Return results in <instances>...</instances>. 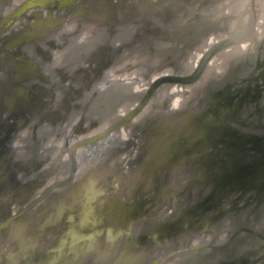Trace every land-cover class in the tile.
<instances>
[{
  "label": "water",
  "instance_id": "95a60500",
  "mask_svg": "<svg viewBox=\"0 0 264 264\" xmlns=\"http://www.w3.org/2000/svg\"><path fill=\"white\" fill-rule=\"evenodd\" d=\"M20 1L0 0V38L2 39L0 41V54L5 53L8 55V53H11L10 60L12 62L14 60L16 62H14V65H17L14 72L10 73L9 79V81L13 79L12 82H16V84L11 91H3V99L0 100V112L15 110L17 114L12 116L8 120L9 122L0 120V131L5 127L9 128L11 125L23 126L21 120L25 122L28 117L19 114L20 106L24 105L30 108V105L26 104L31 100L30 97L33 99L30 102L34 104L31 111L32 115L44 116L45 113L53 110L57 111L60 108L57 102L49 103L48 100L45 102L50 93L55 92V86L52 83L54 77L50 73L51 70H45L46 66L43 68V62L31 55L30 49L37 51V48L42 46L43 49L50 50V47L57 43L56 41H61L62 36L57 35L58 24L61 21L59 18L64 16V11L68 10L71 0H61L58 1L59 4L51 3L56 0H28L26 5H22L17 13H13L10 8H14V2L18 3ZM90 1H93L94 5L96 2H100V4L97 8L93 4H90L92 6H83L84 2L81 0L82 5L80 8L82 9L81 11L77 10L79 20L90 18L95 21L101 19V23L105 27L106 22H108L106 21L107 18L108 20L110 18L109 15L106 16L109 5H106L107 13H102L106 16L104 18H100L101 13L97 9L105 7L104 5L110 1L115 8L113 14H116L117 10L120 9L117 0ZM27 6L39 9L33 11L34 15L31 14L30 17L26 18L27 20L22 23L23 26L20 31L13 30L11 33L7 32V36H5V30L14 23L15 18L20 15L21 11H25ZM199 9L186 12L190 13V16H186L183 23L189 20L192 21L193 25L198 28L193 30L199 31L198 33L201 36L207 35L206 32L201 30V28L204 29L203 22L212 24L214 27L221 26L215 19L214 12L204 13L201 9L198 11ZM44 11L45 14L47 13L44 16L45 18L35 14ZM60 12H62V15L59 14ZM48 17L51 19L49 23L46 19ZM57 17L59 18L57 19ZM101 23L99 25L102 27ZM227 24L221 30L226 29ZM187 36L183 35L182 37L187 39ZM190 37L192 38V36ZM261 39L263 40L264 37H261ZM240 40L238 39L235 43H239ZM231 42L234 41L229 36L212 41L202 54L201 61L206 62L209 57L216 56L220 51L229 47ZM88 44L92 46L93 42ZM88 44L86 43V45ZM107 45L106 38L104 42L98 43L93 51H89L85 58L82 55L81 60L87 65L83 64V67H79L81 68L79 70L82 71L86 68L85 70L90 71L91 66L88 63L93 62L95 52H100L99 49H106ZM174 47V45L171 48L167 47V51L171 53ZM261 49L255 60L243 57L249 54V51H245V53L234 59L237 64L239 62L250 64L251 60L254 61L249 66L250 71L235 69L228 77L213 86L214 89L211 93H214L220 87L218 92L221 94L218 100L210 98L205 104L201 106L194 105L192 108L190 104L185 102L182 105L184 107L180 106L181 108H178V110L172 109L173 112L166 113H163L161 108L158 107L159 109L156 112L158 115L157 121L155 120L153 127H143L138 132L142 133L144 129V131L150 129V135L158 138V145L150 147L149 154H146L144 161L137 165L138 167L135 166L131 170L128 166H124L130 158L133 147L136 145H132L130 149H128L130 145H123L124 143L119 141V144L116 145H104V148H107L105 154L101 155V159L99 158L97 164L95 163L93 168L90 169V173L95 174L93 175V182L82 187L79 186V190H76L77 193L75 191L71 192L84 197L93 191L96 198L84 199L85 201L77 207L68 201L69 196L66 199L62 198L63 201L58 198V201H55L54 204L46 201V199L49 200V197H61L64 191L72 189L74 185V179L67 185L66 181H70L73 176L75 178L76 170L71 169L67 175L61 173V169H65V163L63 164L60 161L68 158L66 156L62 157V152L65 151L63 147L57 148L58 153L53 156L48 167L43 169V163L49 157L50 148H44V145L37 144L10 145L11 148L9 145L7 147L5 145L7 154L0 153V264H142L143 259L150 256L157 258L155 264H163L170 256H177L181 253L182 256L175 264H264V224L261 222L264 216V156L249 167L243 170L237 167L233 171L234 173H231L230 169L234 168L235 160L233 156L225 155L226 167L216 172L215 179H210L212 177L211 173L214 171L212 167L218 159L208 151L209 146L217 143L216 139L223 137L225 131L230 130L231 126L225 121L228 118L226 114L234 115L229 105L233 104L235 99L241 95V91L245 89L246 84L243 79L250 76L253 81H256L252 100L256 101L263 92L264 57ZM155 54L156 51L147 54L149 56L144 62L145 67L139 61L136 63L140 65L138 68L136 67L138 69L137 73H140L141 78L144 77L143 80L147 82V87L139 100L138 106L125 117L110 123L111 125L95 133L92 139H90L91 137L88 138L89 141H96L106 132L119 129L120 126L130 121L134 114L142 109L145 104L152 101L150 100L151 96L160 85L165 84L169 88L173 84L186 85L191 84L197 78L199 71L195 70L190 73L193 68L175 73L177 70L168 61V64L164 67L160 66L158 64L159 59H151ZM100 55L96 54L98 56L97 62ZM153 60L154 62L151 63ZM117 62L110 68L118 72V77L115 80L132 81L130 76L133 73L131 68H134V64L131 67L127 65L120 70L119 65H116ZM205 62L203 66L207 64ZM211 62H213L212 59ZM28 64H34V66L27 67ZM107 69L105 68L104 71L107 72ZM258 70H260L259 76L256 74L257 76L253 77ZM33 71L35 73L34 79L40 77L42 71H44L47 75L45 78L49 77L47 79L48 83L44 82L42 84L41 81L39 84L36 82H30V85L23 84L26 74L29 76ZM6 82L7 80L0 79L2 89L5 88ZM103 84L106 86L112 85L109 82ZM167 90V95L162 102L163 105L167 104L173 97L169 89ZM44 94L46 95L44 96ZM246 94L249 96L247 90ZM244 96L242 99L245 98ZM41 100H44V103ZM59 111L62 112L61 109ZM181 114V118L177 117ZM1 117L0 113V119ZM40 119L42 120V117ZM233 123L247 130L244 135L242 134L239 142V145L242 146L249 140L253 132H257L254 130L262 126L257 123L256 126L248 125L246 127L243 122H237L236 120ZM31 126L28 125V128ZM166 126H171V129L168 130ZM234 131L235 129L230 132L227 138L228 145H233V142L237 141L234 137L236 131ZM86 139H83L82 143L88 140ZM76 147L77 145H72L68 150V154L73 155ZM196 152L199 153L196 154ZM126 154L128 155L124 156ZM194 154H196V157L201 155L200 157L207 159V162L209 160V162L203 164V167L199 166L198 162L194 160L196 158H191ZM113 157L117 158L114 162L111 160ZM120 157L124 160L117 170L115 168ZM70 162L72 165L75 163L72 156ZM189 164H192V166ZM16 167V170L19 169V171L14 170ZM113 168L117 170L116 174L110 176V170L112 171ZM58 173L59 175H57ZM186 180L188 184L193 183L201 188L206 187L205 185L210 182L209 194L205 193V195L197 196V199L194 198L187 206L180 208L177 222L167 221V219H164V215L161 219L157 218L159 223L162 222V224L150 225L151 221L155 219V216L151 219L148 216L150 207L154 209L152 215H156L158 208H160V206H156V202L171 196L173 189L179 185L181 186V183ZM236 187H239V195L233 198L230 203L231 206L222 205V201L229 197ZM47 193L49 194L47 195ZM241 201H244L241 206L253 204L252 211L256 212L257 208L261 210L262 215L259 216L260 210L257 211V219L254 221L257 222L256 225H251L248 222L241 223L236 227L234 234L228 236L222 243L215 239L208 242L207 238L213 237L212 234H217L216 232L221 229L230 232L231 223H228L229 228L225 220L229 219L227 215L230 212L240 209L239 203ZM82 204L86 209L78 215L77 209ZM218 206L223 208L216 214L214 209ZM155 207L157 208L155 209ZM75 212H77V216H74ZM216 217L218 218L215 219ZM179 223L181 225L177 226ZM208 224H211L214 229L212 228L213 231L209 235L206 234L208 237H205V231L200 232L198 227L206 228ZM182 230V238H186L187 241L181 244L176 243V247L174 246L169 251L157 249L158 244L154 240L163 242L165 238L171 236L177 240L175 236ZM226 231L223 234H226ZM236 234H239V238L232 243V246L230 243ZM198 235H202L204 237L202 240L206 241L196 243L195 240L198 239ZM201 243L204 245L200 246ZM244 243H247L246 247L243 246Z\"/></svg>",
  "mask_w": 264,
  "mask_h": 264
},
{
  "label": "rangeland",
  "instance_id": "374dc122",
  "mask_svg": "<svg viewBox=\"0 0 264 264\" xmlns=\"http://www.w3.org/2000/svg\"><path fill=\"white\" fill-rule=\"evenodd\" d=\"M24 1L25 0H21L18 3V5L15 6V8H13V9L10 8V10H12V12H15L17 10V7L19 6V4H21ZM97 1L102 2L103 0H97ZM126 1L129 2L130 0H126ZM217 1L218 0H213V3H218ZM228 1L226 2V7L224 9H222L223 11L222 10L218 11L220 13H223L222 16L216 15L218 12L214 13L216 15L217 22H219L221 24V26L218 25V27H216V26L214 27V25L212 26V24H207L205 22L202 23V24H204V29L201 28V30L203 32L207 33L206 36H210L212 34L216 35V34H219L220 32L222 33L223 31L225 32L226 29L228 28V26H229L228 31H230V29H231V22L230 21H231L232 16L230 15L231 12H229V10H227V9H229L230 6H232V5L234 6L237 4H241L242 7L240 9H243L244 11L247 9V11H249V12L251 10L250 6H252L253 9H255V13H256L254 15L256 24L258 23V20L260 18L259 16L263 15V13H264L263 12L261 14V9H260L259 16H258V9L256 10V0H246V2H248L247 4H246V2L243 3L245 0H231L229 2ZM188 2L189 3L192 2V4L188 5ZM188 2L187 1L183 2L182 5L179 6L180 10H182L183 8H193L194 6H196L197 8H200L203 5L208 4L210 2V0H203V2H199L197 0H189ZM99 4H100V2L99 3L96 2L95 5L93 3V6L95 8H97V6ZM119 4H120V2H119ZM136 4H137V2H136ZM46 5L48 6V4H46ZM106 5L108 6L109 2L104 5L105 7H102L101 9H97V11L99 13H101L100 18H104V17L108 16V14L106 16H104L102 14L104 12L107 13V8H106L107 6ZM41 8H43V7H41ZM37 9H39V8L32 7V8L25 9V11H21L20 15L15 18L14 23L7 30H5V36H7V32L11 33V32H13V30L20 31V29L22 27V23H25L27 20L26 19L27 16L30 13H32L34 10H37ZM224 10H227L226 13H224ZM198 11H200V9ZM226 15H228V16L226 17ZM95 19H97V18H95ZM80 20L77 19V17H76V21H72L69 24H67L66 28L71 29L70 30L71 32L68 31V33L75 32V35H76L80 31H82L83 27H81V26L86 27L88 24H90V21L86 20V22L84 21L80 25V29H79L77 27H79L78 25L81 23ZM106 21H108V18ZM226 23H228L226 26V29L221 30L226 25ZM213 24H215V23H213ZM18 25H20V26H18ZM133 26H134L133 22H132V20H130L129 23L127 24V27H128L127 29L134 30ZM259 26H262L261 27L262 35L260 36V39L257 40L256 44L253 47L255 50L251 49V48L246 49V51H249L248 52L249 54L243 56L245 59L250 58V59L255 60L257 58V54L260 51L261 47H263V49H261V51H262V55L264 57V39L263 40L261 39V37L262 38L264 37V33H263L264 32V24L256 25L257 28ZM196 27L197 26L193 25V22L189 20L185 23H182L181 27H179L176 30L177 31L176 34L173 31L163 33L164 36H163V38L159 44L160 49L156 52L155 56L152 57L151 59H154V58L159 59L158 64L160 66H163V67L165 65H167L168 63H171L173 65V67L175 68V70H177V71H175V73L183 72V70H185L187 68H193L190 70V73L195 71V70L199 71L197 78L195 80H193L191 84H186L184 86L185 88L188 87V89H190L191 86H193V85L195 86V85L199 84V89L190 97H188V95L190 94L191 90L190 91L187 90L186 93H184L185 91H181V92L180 91H174V92L170 91L171 94H173L172 95L173 97H171L170 101L167 104L163 105L162 102L164 100V97H166V95H167L166 90L167 89L171 90V88H173V87L171 86L169 88L165 84L160 85L155 90L153 95L151 96L150 100H152V103L150 102L151 103L150 105H149V103L145 104V106L142 109H140L136 114H134L131 117L130 121H127V123L120 126L119 129L110 130L109 132H106L100 138H98L96 141L88 142V143H85L82 145L80 144L79 146H77L74 149L73 155L68 154V150L71 148V146L74 143L79 142V141L86 139V138L88 139L90 137H93V135L95 133L102 131L103 129H105L106 126L111 125L110 123H114L117 120H120L121 118L125 117L131 110L135 109L140 102L139 100L141 98L142 93L145 92V89L147 87V82L143 80L144 77L141 78L140 73L138 74L139 77L136 78L135 74H137L138 69L131 68V72L133 69V73H131V76H130L132 81H129V80H116V81H114L115 76L118 77L116 74V72H117L116 71V72H114V75H113L114 79L110 83L112 85H109V86L107 85L108 86L107 87L105 84H103V82L102 83L99 82L96 84L93 81V78L89 79L88 71H86L87 73H85L84 72L85 69L83 70V72H80V70H79L83 67V64H84V61L81 60V57L84 53V51H82V50L89 48L88 45H85L86 44L85 39H83L82 43H78L76 41L79 39L75 38L74 40H72L69 38L68 35H64L68 39L65 37L64 41H56L57 43L53 47H50V50L43 49L44 47H42V46H41V48L38 47L37 51L30 49L31 55L33 57L39 59L41 62H43V64H44L43 68H45V66L49 62V60L52 62L51 63L52 65H49V67H51V68H52V66L54 68L61 67V74L57 75V79L52 82L53 84L57 83V85H58V82H60V81H62V82H66V81L69 82L70 81V87H76L77 90H75L73 96L72 95L67 96L68 94L63 96V94H62L63 100H64V102H66V108L63 109L64 111H66L65 114L61 115L62 113H59L60 114L59 118L57 117L56 119H54V118L51 119L52 123H50L49 125H45V126L43 125V123L46 122V121L44 122V120H47L49 116L45 115L46 119H44V120H43L44 116H40V117H42V120L39 118L34 119L33 121L30 122V123H33L31 127L23 128L25 124L23 125V127H20V129H18L19 130L18 133H20V132L21 133L20 134L16 133L17 136L23 135L24 136L23 138L30 141V144L32 142H34V143L36 142V143L43 144L44 148H46V147L50 148V150H49L50 153L49 154L47 153L49 157L46 159L47 161L45 163H43L44 164L43 169H46L49 165V162H52L53 156H55L56 153H58V151H59L57 148L63 147V149L65 151L62 152V157L64 158L66 156L68 158L60 161L63 164L65 163L64 164L65 169L62 168L61 173H64L65 175H67V173H69V171L71 169L76 170V172H80V170L81 171L83 170V172L81 174L82 176H80V178H83L84 177L83 175H85L84 172H86L87 169L89 170L90 167L92 169L93 165L95 163L97 164V161L99 160L100 156L105 154L107 148L106 147L104 148V145L107 146L109 144L108 141L110 142V139H111V143L117 142V144H119L118 143V141H119L121 143H124L123 145H130V147L128 149L132 148V145H136L135 147H133V151L131 152L130 158L128 159L127 163L124 165V166H128V168L131 170L134 169L133 167L141 164L144 161V157L146 156V154L147 153L149 154L150 147L152 145H158V143H157L158 138L154 137V135H150V132H151L150 129H147L146 131H144L145 130L144 129L142 131V133L141 132L138 133L140 128H143V127L144 128H151V127H153V125L155 124V120L158 116L156 114L157 110L159 109L158 107L161 108L163 113L173 112L172 109L178 110V108L184 107V106H181V107L176 106V101H175L176 96L180 97V98L184 97L183 98L184 102L186 101L187 104H190L191 108L194 107V105L201 106V105L205 104L210 98L214 99V100H218V97L221 94L220 92H218V89L220 87L218 89H216L214 91V93H211L212 90L214 89V87H213L214 85L221 82L225 77H228L230 75V73L235 69H238L240 71H250V69H251L249 66L251 65V63L254 60H251L250 64L249 63L247 64V62L246 63L245 62L244 63L239 62L237 64V61L235 62V60H234V59H236V57L234 55L231 58H229V63L226 66V68H222L221 70H219L220 68H216L215 64H213V70H211V74L208 77H206L204 80H202L203 77L206 76V70H207L208 66H210L211 59L214 56L209 57L206 62L204 61L207 64H205L203 66L204 62H203V60L201 61V58H200L202 51H199L201 48L199 44H200L201 40L205 37V34H204V36H201L200 33H198L199 31H197V30L194 31L193 29H198ZM256 27L254 28L255 29L254 31H255V33H259L260 28L256 29ZM67 29H66V31H67ZM130 32H133V31H130ZM96 34L99 35V33H96ZM181 35L182 36L188 35L187 39H184ZM226 35H228V34H226ZM180 36H181V38H179ZM190 36H192V38ZM90 37H92L91 40L89 38H86L88 42L93 41V36H90ZM178 38H179V40L177 41ZM1 40L2 39L0 38V41ZM241 40H243L241 42V44H242L245 40H248V39H241ZM69 41L73 42L69 46V47H71L70 49H68L66 51H64L63 49H61V50L56 49L60 43H62V42L68 43ZM83 42H85V43H83ZM74 44H75V47L73 46ZM173 45L175 47L173 48L171 53H169L167 51V47L171 48ZM75 48H79L78 50H79V53H81L80 55H76V53L73 52V49H75ZM0 50H1V47H0ZM66 52L67 53L72 52L71 54L73 56L70 54V56H71V58H70V56H68ZM11 55H12L11 53H8V55L5 53L0 54V79L5 80L7 78L6 84L11 82V80L9 81L10 76H11L10 73H13L14 69L16 68V66H13L15 61L13 60V62H12V60H10ZM62 56L65 57V59L61 58L59 60V58ZM67 57H69L70 59L66 61ZM131 60L132 59L127 60V63L129 64L130 67L133 64V62ZM129 61H131V62H129ZM167 61H168V63H167ZM243 61H245V60H243ZM153 62H154V60L151 63H153ZM80 63L81 64L83 63L81 68H79V66H77V65H80ZM196 63H198V64H196ZM217 63L219 65V67L222 65V60L220 57H219ZM229 64H230V66H229ZM84 65H87V64L85 63ZM123 67H125V65H122L120 67V70ZM133 67H135V66H133ZM234 67H236V68H234ZM254 69H256V68L254 67ZM93 71H95V70L93 69ZM201 71H202V74L200 75ZM256 74L259 76L260 70H258V72L255 73V75L253 77H256L257 76ZM84 77L86 79H89L88 84H86V85H84V79H83ZM113 77H111V79ZM138 79H139V81H138ZM243 80H244V83L246 84L244 86L245 89L243 91H241V95H239L235 99L233 104L229 105V108L231 106L230 109H232L234 115L226 114V117H228V118L225 121H226V123H228L231 126L230 130L225 131V134L223 137L216 139L217 145L216 144L211 145L208 148L209 149L208 151L210 153H212V156H216L218 159L217 163H215L212 167V169L214 171L211 173L212 177L210 179H213V178L215 179L214 175L216 174V172L217 171L219 172L221 168L226 167L225 155H231L234 157L235 166L233 169L232 168L230 169L231 173L233 171H235L237 167H239V169L241 168L242 170L245 169L246 167H249L253 163H256L258 159H260L261 157L264 156V87H263V92H261L260 96H258V99L255 101V100H252V95H254V89L256 86V81H253L250 76H249V78H246ZM29 81H33V80L29 79ZM77 83H78V85H77ZM233 85H235V84H233ZM263 86H264V84H263ZM56 87L57 86H55V89H56ZM65 87H67V86L65 85ZM181 90H183V88ZM246 90H247V93H249V96L246 94ZM3 91H6V90L0 88V100L3 99V95H2ZM50 94L51 95H49V97H51V98L47 99L48 102L49 103H54V102L56 103L57 102L56 99L58 98L59 93L58 92H56V93L52 92ZM185 95H186V97H185ZM243 96L245 97L244 99H242ZM249 97H251V98H249ZM52 113L54 114V112H52ZM181 116H182V114L178 115L177 117L181 118ZM36 120H40L38 125L35 124ZM235 120L237 122H243V125L245 124L246 127H248V125H250V126L255 125L256 126L257 123H258V125H262V126H259V128H256L254 131H257V132H253L252 136H250L249 140L246 143H244V145L242 146V145H239L240 144L239 142H240V139L242 138V134L244 135V132H247V130L245 128L239 127V125H234L233 121H235ZM232 123H233V125H231ZM5 128H7V127H5ZM5 128H3L2 131H0V153L1 152H3V153L7 152L6 147L8 145H6V147H5L4 144H6L9 141L8 139L11 137V136H9L10 134L8 133V129H5ZM166 128L169 130V129H171V126H168V127L166 126ZM233 129H235V131H236V132L234 131L235 132L234 137H236L235 139L237 141H234L233 145H228V143H227L228 139L227 138L229 137L230 132H232ZM251 129H252V127H251ZM12 132H15V131H12ZM22 132H23V134H22ZM113 145H116V144H113ZM51 147H53V148H51ZM198 153L199 152H196V154H198ZM227 153H229V154H227ZM196 154H194L191 158L192 159L196 158L194 160L198 162L199 166L201 165L203 167L204 166L203 164H207L209 162V160L207 162V159H203L202 157H200L201 155L196 157ZM127 155L128 154H126L124 156H127ZM71 156L74 158V161H75L74 165H72L70 162ZM116 159H117L116 157L115 158L113 157V159L111 158V160L113 162ZM192 159H190V160H192ZM123 160H124V158H121V157L118 159V161H117L118 165L116 166L115 169H117V170L119 169L118 167L121 166V164L123 163ZM198 164H197V166H198ZM86 165H89L90 167H88L86 169ZM100 165H102V164H100ZM189 165L192 166V164H189ZM114 166H115V164H114ZM230 166H232V164H230ZM16 169H17V167L14 170H16ZM115 169L113 168L112 171L110 170V172H111L110 176H114L116 174L117 170H115ZM16 171H19V169ZM57 175H59V173ZM65 175H64V177H65ZM187 175H189V174H187ZM73 179H74V176L71 178L70 181L69 180L66 181V185L70 184L73 181ZM206 180H208V179H206ZM205 186L206 187H204L205 188L204 189V188H201L197 185H194L193 183L188 184L187 180L183 181L181 183V186L180 185L177 186L178 189L177 188L173 189V194H171V196H167L163 200L161 199L162 202L160 200H158L156 202L157 203L156 206L157 207L160 206V208H158V210H157L158 212H156L157 213L156 215H152V211L154 209H153V207H150V209H149L150 214L148 215L149 218L151 219L153 216H155V219H153L151 221L150 225L156 226V224L159 223L157 218L161 219V218H163L164 215H165L164 219H167V221H170L172 223L177 222L178 221V215H179L178 211L180 208L187 206V204L192 202L194 198L197 199L196 198L197 196L205 195V193L209 194V192H210L209 188L211 187L210 182H209V184H207ZM238 189H239V187H236L235 190H233V192L229 195V197H226L222 201V205H224V206L230 205L233 198L236 197V195H239ZM65 192L66 191H64L61 194V197H58V196L57 197H49L48 198L49 200L46 199V201H50L52 204H54L55 201H58V198L63 197ZM242 200H243V198H242ZM243 204H244V201H241L239 203L240 206ZM157 207H155V209ZM253 207H254L253 204L252 205H246V206L244 205V206H241L240 209H238L237 211L234 210V211L230 212L229 215H227V216H229L228 217L229 219L225 220L227 223L226 225H228V223H231V228H230V225H228L230 228L229 229L230 232L228 233V230L226 231V229L225 230L221 229L218 232H216L217 234H212L213 237L207 238V241L209 242V241H212L213 239H215L218 242L222 243L223 241H225V239L228 236H231L234 234L236 227L238 225H240L241 223L243 224V223L248 222L251 225H256L257 222H254V221L257 219V211L260 209L255 208L256 209V212H255V211L251 210ZM222 208H223L222 206L216 207L214 209L215 213L216 212L218 213L219 211H221ZM259 215H262L261 210L258 213V216ZM217 218L218 217H216L215 219H217ZM262 218L263 219L261 220V222L264 224V216ZM159 224H162V222H160ZM180 225H181L180 223L177 224V226H180ZM203 225H205V224H203ZM212 228H213L212 225L208 224V226L206 228L198 227V230L200 232L205 231V233H204L205 237H208L207 235H209V233H211L214 229V228L213 229ZM224 231H226V234H223ZM175 237L177 238V240L173 239V236L165 238L163 242L154 240V242H156L158 244L157 249H159L161 251H169L176 245V243L181 244V243H184V241H187L186 238H182L183 237V230L179 231ZM197 238L198 239L195 240L196 243L206 241V240H202V239H204V237H202V235H198ZM238 238H239V234H236L234 236L233 240L231 241L230 245L233 246L232 243H234ZM162 244H164V245H162ZM201 245H204V244L201 243L200 246ZM246 245H247V243L243 244V246H245V247H246ZM241 246H242V244H241ZM181 256H182V253L180 255H177V256L176 255L170 256L164 263L165 264H175V262L178 261ZM155 259H157V258H152L151 256L147 257V258L145 257L142 261V264H155L156 263Z\"/></svg>",
  "mask_w": 264,
  "mask_h": 264
},
{
  "label": "flooded vegetation",
  "instance_id": "af4514ba",
  "mask_svg": "<svg viewBox=\"0 0 264 264\" xmlns=\"http://www.w3.org/2000/svg\"><path fill=\"white\" fill-rule=\"evenodd\" d=\"M27 1L28 0L19 4V6L17 7V10L13 13H17L21 9L22 5H26ZM44 1H46V0H44ZM58 1H61V0H56L55 2H51V3L59 4ZM117 1H118V4L120 2V5H119L120 9L117 10L116 14H113V11L115 10V8L112 6V3L110 1L109 7H108V11H109L108 15L110 16V18L108 20V23L105 27L104 26L101 27L100 25H98V27L94 33V34L99 33V36H102L105 33H107L106 38H107V44H108L106 49H104V50L99 49L100 52H95V54H94L95 56H93V62L89 63V65L91 66L90 71H88L89 79L93 78V81L96 84L99 82H101V83L102 82L103 83L109 82V84H110L111 81H113V79H114L113 75H114V72H116V70L110 69V68L118 60L119 61L117 62L116 65H119V68L122 65H125V66L129 65L127 63L128 59H132L131 61L133 62L134 66L136 65L134 68H136V67L138 68L140 66V65L136 64V63H138V61L141 65L143 64V66L145 67L144 62H145L146 58L149 56L147 54H150L153 51L157 52L160 49L159 44H160V42L164 36L163 33L173 31L176 34L177 33L176 30L179 27H181L184 18L186 16L187 17L190 16L189 15L190 13H186V12H191V10L194 11L195 9H197L196 6H194L193 8H183L182 10H180L179 6H181L183 2H185V1L188 2L189 0H130L129 2H127L126 0H117ZM137 1H139V3H138L139 5L136 4ZM197 1L203 2V0H201V1L197 0ZM83 2H84L83 6H88L90 4H93V1H90V0H88V1L83 0ZM210 2H213V0H210ZM210 2L208 4H210ZM18 3L14 2V4H15L14 8H15V6L18 5ZM189 4H192V2L191 3L188 2V5ZM208 4H205V5H208ZM81 5H82L81 0H77V1L74 0L73 2L71 0L68 10L64 11L65 12L64 16L63 17L61 16V18L57 17V19L58 18L61 19L60 23L58 24V28H57V35L62 36L61 41H64V38L66 37L64 35H68L70 39L74 40L75 38H77V35H80L81 33H83L85 28H87L90 25H93V19H90V18L81 19L80 20L81 23L78 25L79 27H77V28L80 29V25L84 21L86 22V20L90 21V24H88L86 27L81 26V27H83L82 31H80L76 35H75V32L68 33V31L71 32L70 31L71 29L66 28L67 24H69L72 21H76V17L78 16L77 10L81 11V9H82V8H80ZM205 5H203V7ZM90 6H92V5H90ZM203 7H200V9L202 11L204 10ZM28 8H32V6H27L26 9H28ZM50 12L53 13L52 11H50ZM74 12H77V13H74ZM203 12L207 13V11L206 12L203 11ZM31 14L34 15L33 12L30 13L29 15L31 16ZM35 14L37 16L43 17V18H45L44 16L47 15V13L45 14V11L43 13L37 12ZM59 14L62 15V12H60ZM29 15L27 17H30ZM77 19H78V17H77ZM111 20H113V24L110 23ZM130 20H132V22H133L134 30L127 29L128 28L127 24L129 23ZM66 29H67V31H66ZM130 31H133V32H130ZM179 38L177 39V41L179 40ZM71 43H73V42H70V41L68 43L62 42L57 46L56 49H59V50L63 49L64 51H66V50L71 48V47H69L71 45ZM147 45H149V49H146L147 51H145L144 47ZM75 49L78 50L79 48H75ZM75 49H73V52H75L76 55H80L81 53H79V50L77 51ZM88 49L89 48L82 50V51H84V53H83L84 58H85V55L87 53H89ZM19 51H20V49H19ZM139 52L142 53V56L138 55ZM71 53L72 52H69V53H67V55L70 56ZM136 53L139 57L136 56ZM96 54H99V55L101 54L98 62L96 61V59L98 58V56H96ZM70 58H71V56H70ZM70 58L67 57L66 61L69 60ZM134 60H136V61H134ZM131 61H129V62H131ZM48 63L46 64L45 70H51L52 71L50 73H52V76L54 77L53 80L55 81L57 79V75L61 74V67L54 68L52 66V68H51V67H49V65H52L51 64L52 62L49 60ZM82 64L80 63V65H77V66L82 67ZM14 66L17 67V65H14ZM28 66L31 67V66H34V64H28L27 67ZM143 66H141V67H143ZM35 68H37V67H35ZM105 68L106 69L108 68L107 72L104 71ZM119 68H117V70H119ZM93 69L95 71H93ZM86 71L87 70H85L84 72L87 73ZM80 72H83V70ZM116 74H117V72H116ZM138 74L139 73H137V75H136L137 77H138ZM33 76H35L34 71L32 73H30L29 76H28V74H26V77L22 83L25 85H30V82H33V83L36 82L37 84H39V82H41V81H42V84L44 82L46 84L48 83L47 79L49 77H47V79L45 78L47 75H46V73H44V71H42L40 77H37L36 80L34 79L35 77H33ZM111 77H113V78L111 79ZM29 79H32L33 81H29ZM83 79H84V85L88 84L89 79H86L85 77ZM115 79H116V76H115ZM115 79H114V81H116ZM6 80H7V78L5 79V81ZM12 80H11V82H12ZM11 82H9L8 84L5 83L4 89L7 92L11 91L13 86H15V84H16V82L15 83L14 82L11 83ZM65 85L67 87H65ZM77 85H78V83H77ZM54 86H57L55 89V93L56 92L59 93V96L56 99L57 104L60 107L59 110L60 109L63 110L64 108H66V102H64L63 96L67 95V94H68L67 96H71V95L73 96L75 90H77V89H76V87H70V81L69 82L60 81V82H58V85L56 83V84H54ZM36 88H37V86H36ZM62 94H63V96H62ZM143 94L144 93H142L141 97L143 96ZM45 95L46 94H44V96ZM30 98H31V100H29L26 103L27 105H30V108L28 106L21 105L22 107L20 106V111H19V114H22L23 116L28 117V119L25 122L23 120H21V123H22L21 125L25 124L26 127H28V125L31 126L33 123H30V122L33 121L34 119H38V118L40 119V116H37V114H34V115L31 114V111H32V108L34 107V104L32 102H30V101H33L32 97H30ZM49 98H51V97L48 96V99ZM46 100H47V98L45 99V102H46ZM41 101L44 103V100H41ZM59 110H57V111L53 110V111H50L48 113H45L43 120L46 119L45 115H47L49 117L47 120H44V122L45 121L46 122L43 123V125L44 126L49 125L50 123H52L51 119H53V118L56 119L57 117L59 118V116H60L59 113H62L61 115H63L66 112L64 110L62 112ZM52 112H54V114ZM0 113L2 115L0 120L5 121V122L10 120V118L12 116L17 114L15 112V110L12 112H7L6 110H4L3 112H0ZM27 114H28V116H27ZM39 122H40V120L35 121V123L37 125ZM20 127H23V126H18L16 124L14 126L11 125L9 128H5V129H8V133L10 134L9 136H11V137L8 139L9 141L4 145H9V147H10V145H21V146L22 145H31V144L32 145H36V144L37 145H43V144L36 143V142L35 143L32 142L30 144V141L24 139L23 135L17 136V134L21 133V132L18 133L19 132L18 129H20ZM23 128H25V127H23ZM12 131H15V132H12ZM22 134H23V132H22ZM90 139H92V137ZM90 139H88V140L86 139L87 141H85L83 143L81 140L79 142H76V144L74 143L73 145L78 146L80 144L93 142V141H89ZM108 143H109L108 145L117 144V142L111 143V139H110V142L108 141Z\"/></svg>",
  "mask_w": 264,
  "mask_h": 264
},
{
  "label": "bare ground",
  "instance_id": "6f19581e",
  "mask_svg": "<svg viewBox=\"0 0 264 264\" xmlns=\"http://www.w3.org/2000/svg\"><path fill=\"white\" fill-rule=\"evenodd\" d=\"M201 1V0H200ZM228 0H218L217 2L218 3H213V2H210V4H208V5H205L203 8H204V10L203 11H207V13L208 12H218V11H220V10H222V9H224L225 7H226V2H227ZM229 1H231V0H229ZM228 1V2H229ZM216 2V1H215ZM246 2V0L243 2V3H245ZM139 3V1H137V4ZM248 2H246V4H247ZM252 3V2H251ZM139 5V4H138ZM137 5V6H138ZM250 5V4H249ZM228 6V5H227ZM242 7V5L241 4H237V5H232V6H230V8L229 9H227V10H229V12H231V16H232V18H231V29H230V31H223L222 33L220 32L219 34H212V35H210V36H206L205 35V37L201 40V42H200V50L199 51H202V54L205 52V50L207 49V47L210 45V43L212 42V41H215L216 39H222V37H224V36H229V38H232L233 39V41L234 42H231L230 44V46L229 47H227V48H225L224 50H222L221 52H219L216 56H214L213 58H212V61L213 62H211V65L210 66H208V68H207V70H206V76H204L203 77V79L202 80H204L206 77H208L210 74H211V70H213V64H215V67L216 68H220L219 70H221L222 68H226V66L228 65V63H229V58H231L232 56H234L235 55V57H238L239 55H241L242 53H244L245 51H246V49H248V48H251V49H254L253 47H254V45L256 44V42H257V40H259L260 39V36L262 35V33H261V27L262 26H259L258 28L256 27V25H261V24H264L263 22V20H264V0H256V10L258 9V16H259V12H260V9H261V14L263 13V15H260L259 17V20H258V23L256 24V22H255V18H254V15L256 14L255 13V9H253V7L252 6H250L251 7V10H250V12L249 11H247V9L244 11L243 9H240ZM248 7V6H247ZM197 8V7H196ZM227 10H224V13H226V11ZM223 11V10H222ZM222 14L223 13H220V12H218L216 15H219V16H222ZM50 15V14H49ZM228 15H226V17H227ZM225 17V16H224ZM215 19H216V17H215ZM224 19V18H223ZM47 20H48V23L49 22H51V19H50V17H48L47 18ZM217 20V19H216ZM229 20V19H228ZM34 21V20H33ZM38 21V20H37ZM101 19H98V20H95V21H93V25H90L89 27H87V28H85L84 29V31H83V33L82 34H80V35H77V39H79V40H77L76 42H78V43H82V41H83V39H85V41H86V43L88 44L89 42H92V41H87V39L86 38H89L90 40L92 39V37H90V36H93V44H92V46H90V44H88L90 47H89V51H93V48H95L97 45H98V43H100V42H104L105 40H106V34L107 33H105L104 35H102V36H99V35H97V34H94L95 33V31H96V29H97V27H98V25H99V23H101ZM261 21V22H260ZM263 21V22H262ZM225 22V21H224ZM107 23L108 22H106V25H107ZM110 23H112L113 24V20H111L110 21ZM102 25H103V23H101ZM256 24V25H255ZM256 27V29H259L260 28V30H259V33H255V28ZM257 32V31H256ZM218 33V32H217ZM264 33V32H263ZM226 34H228V35H226ZM214 35V36H213ZM253 36V37H252ZM252 37V38H251ZM103 38H105V39H103ZM82 39V40H81ZM88 39V40H89ZM235 39V40H234ZM238 39H248V40H245L242 44H241V42L243 41V40H240L239 41V43L238 42H236L235 43V41H237ZM255 42V43H254ZM83 43H85V42H83ZM74 47H75V44L73 45ZM146 49H149V45H147V46H145L144 47V50L145 51H147ZM75 50H77V49H75ZM255 50V49H254ZM253 50V51H254ZM78 51V50H77ZM75 53V52H74ZM202 54H201V56H202ZM65 55V54H64ZM63 55V56H64ZM72 55V54H71ZM138 55L139 56H142V53H138ZM137 55V53H136V56L137 57H139ZM144 55V54H143ZM60 57L59 58V60L61 59V58H64L65 59V57ZM136 57V58H137ZM219 57L221 58V60H222V65L219 67V65H218V63H217V61H218V59H219ZM201 58V57H200ZM134 61H136V60H134ZM217 64V65H216ZM194 66V65H193ZM229 66H230V64H229ZM214 67V68H215ZM185 85H180V84H173L172 85V87L173 88H171V90H169V91H171V92H174V91H185L184 93H186L187 92V90H191L190 91V94L188 95V97H190L191 95H193L198 89H199V84H197V85H193V86H191L190 87V89H188V87H184ZM175 87V88H174ZM183 88V90H181ZM185 97H186V95H185ZM183 98L184 97H182V98H180V97H177L176 96V98H175V101H176V106H178V107H180V106H182V105H184L185 104V102H184V100H183ZM181 99V100H180ZM151 103H152V101H151ZM151 103H149V105L151 104ZM77 132V131H76ZM88 167H90L89 165H86V169L88 168ZM90 169H91V167H90ZM90 169L88 170H86V174L85 175H83L84 177L83 178H80V176H82L81 174H82V172H83V170L81 171L80 170V172H76V174H75V178H74V182H73V188L72 189H70V190H66V192L64 193V195H63V197L62 198H64V199H66V198H68V196L70 197L69 198V202L72 204V205H74L75 207H77V205H79L80 203H83L85 200H88V198H91V199H94V198H96V197H94L95 195H93L94 193H93V191H91V192H89L86 196H84V197H82V196H80V195H77V194H73V193H71L72 191H75L76 193H77V191L79 190V186H83V185H88L90 182H93V175H95V174H93V172L92 173H90L91 171H90ZM101 171V170H100ZM85 173V172H84ZM101 173V172H100ZM97 175V174H96ZM79 178L81 179L80 181H79ZM66 179V178H65ZM65 179H63V180H65ZM88 189H90L89 187H88ZM77 190V191H76ZM91 190V189H90ZM89 190V191H90ZM50 193V192H49ZM48 194V193H47ZM46 195V194H45ZM61 198V200L63 201V199ZM85 199V200H84ZM90 199V200H91ZM61 200H59V201H61ZM85 209H86V207H84V205L82 204V205H80L79 207H78V215L82 212V211H85ZM93 209V208H92ZM77 212H75L74 213V216H77ZM82 216V215H81ZM80 216V217H81ZM91 219V218H90ZM60 238V237H59Z\"/></svg>",
  "mask_w": 264,
  "mask_h": 264
}]
</instances>
